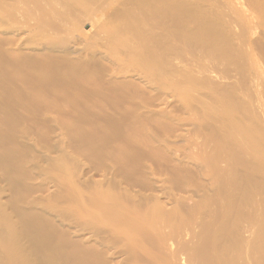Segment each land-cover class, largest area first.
I'll return each instance as SVG.
<instances>
[{"label":"rangeland","instance_id":"obj_1","mask_svg":"<svg viewBox=\"0 0 264 264\" xmlns=\"http://www.w3.org/2000/svg\"><path fill=\"white\" fill-rule=\"evenodd\" d=\"M145 1L0 0V138L9 146L0 144L15 153L8 156L13 161L0 155L13 164L4 166L0 160V204L12 220L23 208L38 211L54 225L64 257L49 264H93L95 257H100L99 264H126L135 251L137 258L130 264H199L195 261L201 256L202 263L211 260L208 249L219 234L221 242L232 233L245 246L246 263H254L249 239L264 227V156L259 158L264 154V0ZM203 34H214L213 39ZM230 104L242 112L237 107L232 111ZM57 161H65L68 170ZM253 173L258 176L249 178ZM244 187L247 194L238 190ZM97 200L119 212L124 205L121 213L129 212L135 222L150 218L153 226L139 231V238L138 229L131 234L132 227L101 216ZM196 234L204 241L199 237L194 242ZM153 235L160 237L156 241ZM148 236L156 243H147ZM243 236L250 238L241 240ZM185 241L197 245L192 248ZM26 242L21 237V245ZM182 243L188 245L187 252ZM195 245L200 247L195 253L199 260L189 253ZM149 246L162 256H153ZM247 246L253 249L250 257L244 254L249 253ZM175 249L183 252L178 256ZM207 260L212 264L215 259Z\"/></svg>","mask_w":264,"mask_h":264},{"label":"bare ground","instance_id":"obj_2","mask_svg":"<svg viewBox=\"0 0 264 264\" xmlns=\"http://www.w3.org/2000/svg\"><path fill=\"white\" fill-rule=\"evenodd\" d=\"M81 1V0H80ZM145 1V0H144ZM161 1V0H160ZM163 1V0H162ZM161 1V2H162ZM260 1H263V0H260ZM113 2V1H112ZM146 2V1H145ZM148 2H150V1H148ZM259 2V1H258ZM100 3H101V1H100ZM99 3V4H100ZM164 3V2H163ZM261 3V2H260ZM263 3H264V1H263ZM259 4V3H258ZM142 5V4H141ZM145 5V4H144ZM143 5V6H144ZM264 5V4H263ZM263 5H261L260 7L262 8V6ZM118 6V5H117ZM147 6V5H146ZM165 6H166V3H165ZM145 7V6H144ZM117 8V7H116ZM169 7H167V9H168ZM256 8H258V7H256ZM260 8V9H261ZM160 9H161V6H160ZM166 9V8H165ZM164 9V10H165ZM163 10V11H164ZM113 11V10H112ZM201 11H203V9L201 10ZM121 11H119V13H120ZM172 12V10L170 11V13ZM114 13V12H113ZM115 13H116V11H115ZM123 13V12H122ZM129 12H127V14H128ZM197 13V12H196ZM114 15H117V14H114ZM119 15V14H118ZM123 15V14H122ZM205 15V14H204ZM204 15H202V16H204ZM124 16H125V14H124ZM116 17H118V16H116ZM125 17H127V16H125ZM201 17V16H200ZM114 18V17H113ZM119 18V17H118ZM124 18V17H123ZM128 18H129V16H128ZM126 19V20H129V19ZM122 19V18H121ZM125 19V18H124ZM134 19V18H133ZM113 20H115V19H113ZM117 20V19H116ZM119 20V19H118ZM202 20V19H201ZM120 21H122V20H120ZM124 21V20H123ZM122 21V22H123ZM200 21V20H199ZM113 22V21H112ZM117 22V21H116ZM124 23V22H123ZM127 23H128V21H127ZM199 23V24H198ZM197 24L198 25H200L199 27L201 28V24H200V22H198ZM204 24V23H203ZM202 24V25H203ZM115 25H116V23H115ZM130 25H131V23H130ZM198 25H197V27L196 28H198ZM216 26H217V24H215ZM114 26V25H113ZM120 26H121V24H120ZM128 26H129V24H128ZM132 26V25H131ZM204 26V25H203ZM208 26V25H207ZM207 26H206V28H207ZM209 26H211L210 25V23H209ZM115 27V26H114ZM133 27H134V25H133ZM131 28V27H130ZM211 28H212V26H211ZM214 28V27H213ZM121 29V28H120ZM203 29H204V27H203ZM202 29V30H203ZM217 29V28H216ZM128 30V29H127ZM199 30V29H198ZM209 31L211 30L212 31V29H208ZM215 30V29H214ZM214 30H213V32H214ZM196 31V30H195ZM206 31V29L204 30V32ZM208 31V32H209ZM202 31L200 30V33H201ZM208 32H206V33H208ZM212 32V33H213ZM199 33V34H200ZM215 33V32H214ZM192 34H193V32H192ZM198 34V35H199ZM202 34V33H201ZM201 34H200V36H201ZM217 34V33H216ZM215 34V35H216ZM182 35V34H181ZM189 35V34H188ZM195 35V34H194ZM204 36H208L209 37V35L208 34H203ZM212 35V36H211ZM210 35V38L212 37V39H213V35L214 34H211ZM218 35H219V33H218ZM186 36H187V34H186ZM191 36V35H190ZM196 36H197V34H196ZM219 37V36H218ZM186 38V37H185ZM188 38H191V37H188ZM203 37H199V39L200 40H203L202 39ZM209 38V39H210ZM214 38H215V36H214ZM187 39V38H186ZM193 39V38H192ZM194 39H195V37H194ZM208 38H206V41L207 42H209V40H207ZM212 39H210V40H212ZM215 39H217V38H215ZM196 40V39H195ZM213 41V40H212ZM216 41V40H215ZM218 41H220V39L218 40ZM217 41V42H218ZM205 42V41H204ZM217 42L216 43H214V45L215 44H217ZM221 42V41H220ZM223 42H224V40H223ZM222 42V44H224ZM226 43V42H225ZM218 44H220L219 42H218ZM220 46V45H219ZM221 47V46H220ZM222 47H224V45L222 46ZM218 49V48H217ZM154 53H155V51H153ZM152 53V52H151ZM154 53H152L153 54V56L152 57H154L155 56V54ZM157 53V52H156ZM141 56V55H140ZM157 57V56H156ZM155 58V57H154ZM142 59H143V57H142ZM153 59V58H152ZM157 59V58H156ZM141 61V60H140ZM154 61V60H153ZM158 61V60H157ZM151 62V61H150ZM154 63H155V61H154ZM158 64H160V63H158ZM149 65H150V63H149ZM155 65H157V64H155ZM155 65H154V67H155ZM151 67V66H150ZM49 71H51V70H49ZM53 71V70H52ZM51 71V72H52ZM60 72V71H59ZM52 73H54L55 74V72H52ZM52 73H50L51 75H52ZM58 73V72H57ZM60 73H61V75H60ZM60 73H58L59 74V76H62V72H60ZM65 74V73H64ZM37 75V74H36ZM51 75H49V76H51ZM66 75H67V77H68V74L66 73ZM43 77L42 78H44V75H42ZM46 76H47V74H46ZM39 77H40V75H39ZM66 77V78H67ZM28 78V77H27ZM30 78V77H29ZM61 78V77H60ZM62 78H64V77H62ZM69 78V77H68ZM32 79V78H31ZM61 91H63V90H60L59 92H61ZM40 92V91H39ZM238 96V95H237ZM241 96V95H240ZM36 97V96H35ZM236 98V97H235ZM241 98H243V97H241ZM235 100H239V99H235ZM241 100V99H240ZM232 101V100H231ZM241 101H243V100H241ZM228 102V101H227ZM236 102H238V101H236ZM244 102V101H243ZM245 103V102H244ZM243 103V104H244ZM227 104V103H226ZM240 104H242V102H240ZM231 105V104H230ZM233 105V104H232ZM231 105V106H232ZM238 105V104H237ZM239 106V105H238ZM238 106H232L231 108H234V107H237L236 109L238 110H240V106L238 107ZM242 108H244V107H242ZM241 108V109H242ZM235 110V108L232 110V111H234ZM232 111H230L231 113H234V112H232ZM241 111V110H240ZM225 112H226V110H225ZM228 112H229V109H228ZM229 112V113H230ZM238 112V111H237ZM237 112H235L236 114H237ZM242 112V111H241ZM240 112V113H241ZM234 113V114H235ZM239 113V114H240ZM244 113H245V110H244ZM251 113H252V110H251ZM228 113H226L225 115H227ZM238 114V115H239ZM243 114V113H242ZM224 115V116H225ZM241 115V114H240ZM246 115V114H245ZM9 115H7L6 117H8ZM227 116H229V114L227 115ZM227 116H225V117H227ZM231 116H232V114H231ZM234 116V115H233ZM242 116V119H243V115H241ZM230 117V116H229ZM247 117V116H246ZM223 119H224V117H222ZM232 118V117H231ZM240 118V117H239ZM245 119H243V121H244ZM251 120H252V118H251ZM254 120V119H253ZM252 120V121H253ZM247 121H249V119L247 120ZM228 122V121H227ZM246 122V121H245ZM253 122H256V120L255 121H253ZM232 123V122H231ZM230 123V124H231ZM247 123V122H246ZM248 123H251L250 121L248 122ZM220 124H221V122H220ZM226 124V123H225ZM229 124V125H230ZM233 125H234V127L236 128V130L238 129V131L239 132H242V128H240V127H238L237 125H236V122L234 123H232ZM231 124V125H232ZM229 125H228V127H229ZM246 124L244 123V126H245ZM252 125H256V124H252ZM226 126V125H225ZM250 126V125H249ZM257 126V125H256ZM260 126V125H259ZM228 127H226V128H228ZM233 127V126H232ZM253 128H254V130L255 131H258L256 128H255V126H252ZM251 127V128H252ZM235 128H233V129H235ZM250 128V129H251ZM223 129V128H222ZM230 129V128H229ZM246 129H248V127L246 128ZM259 129H261V128H259ZM226 130H228V129H226ZM230 130H232V129H230ZM235 130V131H236ZM251 131H253V130H251ZM229 133V132H228ZM255 133V132H254ZM232 134V133H231ZM234 134V133H233ZM238 134H240V133H238L237 132V135ZM258 134V133H257ZM256 134V135H257ZM260 134V133H259ZM247 135V134H246ZM261 135V134H260ZM264 135V134H263ZM262 135V136H263ZM234 136V135H233ZM239 136H241V135H239ZM259 136V135H258ZM261 136V137H262ZM245 137V136H244ZM259 138L258 140H260V139H262V138ZM2 138V137H1ZM0 138V141H1V143L3 144L4 142V140L2 141V139ZM238 138H242L243 140H244V138L243 137H238ZM237 138V139H238ZM249 138V137H248ZM264 138V137H263ZM236 139V138H235ZM241 140V139H240ZM255 139H253V141H254ZM242 141V140H241ZM250 141V140H249ZM248 141V142H249ZM256 141V140H255ZM263 141V140H262ZM234 142H237V141H234ZM233 142V143H234ZM237 143H241L239 140H238V142ZM245 143V142H244ZM258 143V142H257ZM241 144H243V143H241ZM245 144H247V143H245ZM250 144V143H249ZM7 145V143L5 144L4 143V146H6ZM238 145V144H237ZM255 145V144H254ZM257 145V144H256ZM261 145V144H260ZM259 145V146H260ZM263 145V144H262ZM3 146V147H4ZM9 145H7V147H8ZM235 147H236V145H234ZM239 146V145H238ZM259 146H257V148H259ZM3 147H1V144H0V155L1 154H3L4 155V157H5V155H6V159H8L9 160V158H8V156L10 155L9 153H11V156H13L14 157V155H15V153H14V155H12L13 153V151H11L10 149H12L11 147H10V149H4ZM233 147V146H232ZM244 147H246V146H244ZM247 147H250V146H247ZM263 147V146H262ZM2 148V149H1ZM237 148V147H236ZM251 148V147H250ZM23 149V148H22ZM26 149H28V148H26ZM235 149V148H234ZM238 149V148H237ZM240 149V148H239ZM246 149V148H245ZM262 149H264V148H262ZM9 150H10V152H9ZM24 150V149H23ZM30 150H32V149H30ZM30 150H28V152H30ZM233 150V149H232ZM231 150V151H232ZM236 150V149H235ZM235 150H234V152H235ZM240 150H242V149H240ZM249 150V149H248ZM243 151V150H242ZM242 151H241V153H242ZM253 151H254V149H253ZM256 151V150H255ZM258 151H259V149H258ZM233 152V151H232ZM237 152V151H236ZM235 152V153H236ZM244 152H245V150H244ZM243 152V153H244ZM248 152V151H247ZM249 152H252V149H251V151L249 150ZM238 153V152H237ZM246 153V152H245ZM256 153H257V151H256ZM263 153V152H262ZM247 154L248 153H246V155L244 154V157H246L247 156ZM253 154V153H252ZM259 154H261L260 152H259ZM234 155V154H233ZM240 155V154H239ZM256 155V154H255ZM255 155H253V156H255ZM10 156V157H11ZM237 156H238V154H237ZM237 156H234L235 158L237 157ZM242 156H243V154H242ZM252 155H251V157L250 158H252L253 157ZM262 156H264V154H261L260 156H259V158L260 157H262ZM3 156H1L0 157V160H1V158L3 159L4 158ZM233 157V156H232ZM231 157V158H232ZM238 158V157H237ZM242 158V157H241ZM248 158H249V155H248ZM256 158H257V156H256ZM6 159H3V160H5V161H3L4 162V166L6 165L5 163H7L6 162ZM35 159V158H34ZM7 160V161H8ZM13 161L14 160V158L12 159H10L9 161ZM59 160H63V159H59ZM233 160V159H232ZM235 160V159H234ZM238 160V162H239V158L237 159ZM237 160L236 161H234V163L235 162H237ZM247 160V159H246ZM1 161V163H3ZM9 161H8V163L7 164H10V166H12L13 164L12 163H9ZM26 161V160H25ZM231 161V160H230ZM247 161H249V159L247 160ZM246 161V162H247ZM251 161V160H250ZM250 161H249V164H250ZM252 161L254 162L255 160H253L252 159ZM252 161H251V163H252ZM62 161H57V163H61ZM257 162H258V164H260L259 163V161L257 160ZM257 162H255V163H257ZM20 162H17V164H14L15 166L16 165H18ZM24 163H26L27 164V162H24ZM67 164L65 161L63 162V164ZM241 163V162H240ZM248 163V162H247ZM246 163V164H247ZM62 164V163H61ZM60 164V166H62ZM237 164V163H236ZM235 164V165H236ZM257 164V165H258ZM264 164V163H263ZM20 165V164H19ZM19 165L17 166V167H19ZM23 165H25V164H23ZM237 165H239V164H237ZM248 165V164H247ZM2 166H3V164H2ZM8 166V165H7ZM9 166V167H10ZM14 166V168H16ZM67 166V165H66ZM231 166V165H230ZM262 166V165H261ZM13 167V166H12ZM21 167V166H20ZM58 167H59V165H58ZM63 167V169L65 168V165H63L62 166ZM61 167V168H62ZM6 168V167H5ZM67 168H69V167H67ZM67 168H65V170H68ZM7 170H8V168H6ZM22 169V168H21ZM60 169V168H59ZM233 169V168H232ZM5 170V169H4ZM16 170V169H15ZM29 170V169H28ZM260 170H262V168H260L258 171H260ZM263 170H264V167H263ZM19 171V170H18ZM17 171V172H18ZM22 171V170H21ZM20 171V172H21ZM60 171H63L62 169H60ZM69 171H70V169H69ZM230 171V170H229ZM16 172V171H15ZM15 172H12L13 174H15ZM17 172H16V175H17ZM26 172V171H25ZM30 172V170L28 171V172H26L27 174ZM263 172V171H262ZM62 173V175H63V173H65V172H61ZM70 173V172H69ZM238 173V172H237ZM250 173H252V172H250L249 171V174ZM258 173V172H257ZM13 174H11V175H13ZM23 173L21 172V175H22ZM67 174V173H66ZM66 174L64 175V176H66ZM241 174H243V173H241ZM241 174H239V175H241ZM249 174H247V175H249ZM19 175V174H18ZM29 175V174H28ZM61 175V176H62ZM68 175V174H67ZM235 175V174H234ZM244 175V174H243ZM253 175V176H252ZM262 175V174H261ZM260 175V176H261ZM14 176V175H13ZM20 176V175H19ZM31 176V175H30ZM70 177H71V175H69ZM231 176V175H230ZM229 176V177H230ZM236 176V175H235ZM238 176V175H237ZM245 176V177H244ZM244 176H242V177H244V178H246V175H244ZM251 176H252V178L253 177H255V176H258L257 174L254 176V173L253 174H251L250 175V177L249 178H251ZM16 177V176H15ZM27 177H29V176H27ZM68 177V176H67ZM14 178V177H13ZM19 178V177H18ZM30 178H34L33 176L32 177H30ZM64 178V177H63ZM233 178V177H232ZM235 178V177H234ZM237 178V177H236ZM239 178V177H238ZM261 178H263L262 176H261ZM70 179V178H69ZM243 179V178H242ZM246 179H248V178H246ZM260 179V178H259ZM226 180V179H225ZM233 180V179H232ZM252 180V179H251ZM255 180V179H254ZM64 181H65V179H64ZM67 181V180H66ZM69 181V180H68ZM230 181V180H229ZM253 181V180H252ZM259 182L258 180H255L254 182ZM234 182V181H233ZM238 182V181H237ZM244 182V181H243ZM250 182V181H249ZM256 182V183H257ZM264 181H262V182H260L261 184L263 183ZM226 183V182H225ZM240 183V182H239ZM245 183V182H244ZM253 183V182H252ZM241 184H243V183H241ZM248 184V183H247ZM255 184V183H254ZM244 185V184H243ZM250 185V184H249ZM248 185V186H249ZM259 185V184H258ZM237 186V185H236ZM239 186H241V185H239ZM251 186H252V184H251ZM257 186V185H256ZM260 186V185H259ZM69 187V186H68ZM250 187V186H249ZM253 187H255V186H253ZM244 188H246V187H244ZM243 188V189H244ZM257 188V187H256ZM262 187H260V189H261ZM242 189V191H241V189H238L240 192H242L243 193V191H246L247 190V188L246 189H244L243 190ZM248 189H250V188H248ZM253 189H255V188H253ZM258 190H259V187H258ZM72 191H73V189H72ZM77 191V190H76ZM249 191H251V189L249 190ZM255 191V190H254ZM263 191H264V187H263V190H262V194H263ZM240 192H239V194H240ZM80 193V192H79ZM205 193V192H204ZM213 193H214V191H213ZM212 193V194H213ZM238 193V192H237ZM242 193H241V195H242ZM245 194H247V191L246 192H244ZM249 193V192H248ZM259 193V192H258ZM257 192H256V194H258ZM208 194V193H207ZM215 194V193H214ZM219 194V193H218ZM261 194V193H260ZM260 194L258 195V196H260ZM76 195V194H75ZM81 195V197H82V194H80ZM216 195H217V193H216ZM250 195H252V193H250ZM253 195H254V193H253ZM210 196H211V193H210ZM243 196V195H242ZM247 196V195H246ZM77 197V196H76ZM115 197V196H114ZM205 197H206V195H205ZM207 197H208V195H207ZM214 197V196H213ZM238 197H239V195H238ZM244 197H245V195H244ZM255 197V196H254ZM78 198V197H77ZM119 198V197H118ZM246 198V197H245ZM249 197H247V199H248ZM257 198V197H256ZM261 198V197H260ZM111 199V198H110ZM119 199H121V198H119ZM118 199V200H119ZM207 199V198H206ZM205 199V200H206ZM215 199V198H214ZM214 199H212V200H214ZM240 199V198H239ZM239 199H238V201H239ZM253 199V198H252ZM76 200H78V199H76ZM81 200V199H80ZM204 200V199H203ZM212 200L210 201V202H212ZM241 200V199H240ZM255 200V199H254ZM260 200V199H259ZM109 201V200H108ZM80 202V201H79ZM115 202V201H114ZM205 202V201H204ZM203 202V204H204V206H205V204H207V203H204ZM246 202V201H245ZM252 202V201H251ZM78 203V202H77ZM77 203H75L76 205H78ZM118 203V202H117ZM213 203V202H212ZM253 203V202H252ZM19 204H21V203H19ZM18 204V205H19ZM96 204L98 205H95V206H97L96 208H98V209H100L101 210V212L100 211H98V213L100 212V214H101V216H103V217H106L107 219H109L110 221H112V222H116V223H120V224H123V225H126L125 227H127V225H128V227H132L133 228V231H131L130 229H132V228H130V229H128V230H130L131 232H129V233H131L132 234V232H136V230L138 229V235H139V238H140V232L139 231H147V229H149V228H151V227H149L148 225H151L150 223H153V222H151L150 221V218H149V222L147 221V220H144V221H142V220H139L138 221V219H137V222H135V221H133V219H132V217H131V215L129 214V212L126 214H123V213H121L122 212V207L124 206V205H122V207H120L119 209L121 210V212H119V210L118 209H115V208H108V207H105L104 206V204H102V202H101V204H100V201L99 200H97L96 201ZM116 204V203H115ZM120 203H118V205H119ZM201 204V203H200ZM209 204V203H208ZM241 204H243L242 203V201H241ZM80 205V204H79ZM82 205V204H81ZM106 205V204H105ZM259 205V204H258ZM25 206V205H24ZM95 206H94V208H95ZM109 207H110V205H108ZM198 206V205H197ZM200 206H202V204L200 205ZM209 206V205H208ZM230 206V205H229ZM256 206V205H255ZM260 206V205H259ZM15 207H18V206H15ZM22 207V206H21ZM21 207H19V208H21ZM82 207V206H81ZM111 207H114V205L112 206L111 205ZM119 207V206H118ZM257 207V206H256ZM14 208V207H13ZM18 208V209H19ZM31 208V207H30ZM15 209V208H14ZM78 209H79V206H78ZM83 209V208H82ZM125 209V208H124ZM129 209H131V208H129ZM128 209V210H129ZM204 209V207H202V209L201 208H199V210H203ZM233 209H235V206L233 207ZM262 209H263V207H262ZM6 210H7V207H6V209H5V205L3 204H0V264H34L32 261H31V259L32 258H34V259H36V260H38L39 262H40V264H49V263H52V261L53 260H55L57 257H59V259H60V254H64V250L61 248V246H62V244H60V242H59V240L57 239V237H56V234L55 233H53L54 231H52V229H51V227H53L54 228V225H52L51 224V222H47V221H44V220H42V218L40 217V215H38V214H36L38 211V209L36 210L37 212L35 213V212H33L34 210H26V209H23V208H21V209H19V211H17L16 210V213H17V215L15 216L16 217V220H12V219H14V218H10V213H9V215H8V211L6 212ZM80 210V209H79ZM91 210V209H90ZM126 210V209H125ZM124 210V211H125ZM204 210H206V209H204ZM253 210H255V209H253ZM258 210H259V208H258ZM130 211V210H129ZM208 211L209 210H207V211H205V212H207L208 213ZM258 214L260 213V212H258V211H256ZM263 213H264V210L262 211ZM119 213V214H118ZM130 213H132V212H130ZM156 213V212H155ZM154 213V214H155ZM178 213V212H177ZM180 213V212H179ZM183 213V212H182ZM177 215V214H176ZM179 215V214H178ZM181 215V214H180ZM264 215V214H263ZM207 216H209V214L207 215ZM211 216V215H210ZM254 216V215H253ZM12 217V216H11ZM208 218V217H207ZM210 218V217H209ZM136 219V218H135ZM210 219H212V216H211V218ZM98 220H100V219H98ZM205 221H207V219L205 220ZM209 221V220H208ZM210 223V222H209ZM214 223V222H213ZM224 223V222H223ZM256 224H257V222H255ZM262 223H263V220H262ZM113 224V223H112ZM261 224V223H260ZM119 225V224H118ZM212 225V224H211ZM262 225V224H261ZM260 225V226H261ZM148 226V227H147ZM151 226H153V225H151ZM209 226V225H208ZM40 227H47V229L45 230V231H42L41 230V228ZM120 226H118V228H119ZM125 227L123 226H121L120 228H124L125 229ZM221 227H224V225L222 224L221 225ZM117 228V229H118ZM157 228V227H156ZM204 228V227H203ZM202 228V229H203ZM209 228H212V227H210L209 226ZM218 228V227H217ZM225 229H227V227H224ZM223 228V230H225ZM228 228H231V227H228ZM236 228V227H235ZM240 228V227H239ZM238 228V229H239ZM253 228V227H252ZM264 227H262V230L260 229V231L258 230V232L257 233H255L254 232V235H253V237L252 238H250L249 236H250V233H249V231L251 232V233H253L252 231L253 230H255L254 228H253V230H249V231H247L248 233H245V234H248L249 236V240H251L250 242H251V244H253V245H251V247L252 248H254V250H255V252H256V254H255V252H253L254 253V256L255 257H253V259L251 260V262L252 261H254V263L252 262L251 264H264V229H263ZM127 229H125V230H127ZM155 229V228H154ZM154 229H152V232H150L149 234H148V232H149V230H148V232H147V235H149L150 236V234L151 233H153V230ZM159 229V228H158ZM158 229H156V230H158ZM206 229H207V227H206ZM213 230H214V227L212 228ZM219 229H221V228H219ZM233 229V232L234 231H237V229L235 230L234 228H232ZM249 229V228H248ZM109 230V229H108ZM115 230V229H114ZM127 230V231H128ZM151 230V229H150ZM162 231H163V229H161ZM160 230V231H161ZM165 230V229H164ZM199 230V229H198ZM198 230H197V234H198ZM210 230V229H209ZM231 230V229H230ZM239 230H241V229H239ZM246 230V229H245ZM113 231V230H112ZM119 231V230H118ZM118 231H117V233H118ZM127 231H126V235L124 234V232L125 231H123V233L122 234H124L123 236H127ZM158 232V233H160L161 234V232ZM205 231V230H204ZM215 231H216V228H215ZM221 231H222V229H221ZM226 231V230H225ZM225 231H223V232H225ZM228 232H229V230H227ZM111 232V231H110ZM155 232V231H154ZM157 232V231H156ZM156 232H155V234H156ZM200 232H202L201 230L199 231V233ZM209 232H211V231H209ZM217 232H219V231H217ZM216 232V233H217ZM241 232V231H240ZM112 233V232H111ZM146 233V232H145ZM164 233H165V231L163 232V235H164ZM203 233V232H202ZM226 234H227V232H225ZM224 233V234H225ZM235 233H237V232H235ZM120 234V233H119ZM131 234H128V235H131ZM154 234V235H155ZM167 234V233H166ZM196 234V235H197ZM201 234V233H200ZM197 235L196 236V240H194V242L196 241L197 242V240L199 239V237L201 236V235ZM207 234H209V233H207ZM211 234H214V231L213 232H211ZM223 234V235H224ZM230 234V233H229ZM244 234V235H245ZM121 235V234H120ZM135 235V237L134 238H136V241H137V237H138V235L136 236V234H134ZM134 235H132V237L134 236ZM142 235H144L143 233H142ZM147 235H146V238H147ZM153 235V236H154ZM231 235V234H230ZM239 235V234H238ZM238 235H236V234H233L232 233V236H228V240H226V241H219L220 239H221V235L219 234V236H217L215 239H214V242H213V245H212V247H210L211 249H208V250H210V251H208V252H210L209 254H211L212 255V257H211V260H214V262H211L212 264H217V262L218 263H220V264H240V259H242L241 257L243 256L242 255V248H244L245 246L244 245H241V246H244V247H242L241 248V246H240V244H242V243H240V238H239V236ZM23 236H26V240H27V242L22 246L21 245V237H23ZM148 236V237H149ZM161 236H162V234H161ZM165 236V235H164ZM167 236L168 235H166V239H167ZM212 236H214V235H212ZM227 236V235H226ZM245 236H247V235H245ZM245 236H243V238H241V240L242 239H244V237ZM116 237H118V235L116 236ZM120 237V236H119ZM145 237V236H144ZM143 236H142V238H144ZM158 237H160V235H158ZM157 237V238H158ZM193 237H195V236H192V238ZM240 237H242V236H240ZM248 237H247V239L245 238L244 240H248ZM125 238H127V237H125ZM131 238V237H130ZM129 237L127 238V239H130ZM133 238V240L135 241V239ZM145 238V239H146ZM153 238V237H152ZM156 238V239H157ZM191 238V239H192ZM201 239H202V237H200ZM121 238H119V240H120ZM132 239V238H131ZM151 239V237H149V239H147V243H148V240H150ZM154 239H155V236H154ZM153 239V240H154ZM155 239V240H156ZM160 239V238H159ZM165 239V238H164ZM163 239V240H164ZM189 239V238H188ZM195 239V238H194ZM204 239H206V237L204 238ZM126 240V239H125ZM133 240H131V241H133ZM141 240H143V239H141ZM152 240V241H153ZM155 240L153 241V242H155ZM161 241H162V239H160ZM203 240V239H202ZM206 240H208L209 241V238L208 239H206ZM243 240V241H244ZM129 241L130 240H126V242H128L129 243ZM138 241H139V243H141L140 242V240L138 239ZM137 241V242H138ZM151 241V240H150ZM151 241V242H152ZM157 241V240H156ZM166 241H168V240H166ZM166 241H164V244H165V242ZM188 241V240H187ZM204 241V240H203ZM202 241V242H203ZM213 240H210L209 241V243L210 242H212ZM122 242H124V241H122ZM99 243V242H98ZM131 243H133L134 244V242H131ZM147 243H145L146 245H147ZM156 243V242H155ZM190 243V242H189ZM198 243V242H197ZM249 243V242H248ZM124 244V243H123ZM138 244V243H137ZM136 244V247L138 246ZM160 244V243H159ZM161 244L163 245V242H161ZM184 244H188V242L186 243V241L184 242ZM194 244H196V243H194ZM193 244V242H192V245H194ZM200 244H202V243H200ZM199 244V245H200ZM205 244H206V242H205ZM246 244V243H245ZM250 244V243H249ZM96 245V244H95ZM100 245V244H99ZM121 245V244H120ZM128 245V244H127ZM132 245V244H131ZM142 244H140L139 245V247H137V248H139V249H142L140 246H141ZM152 245V244H151ZM161 245V246H162ZM167 245H169V244H167ZM189 246L191 245V244H188ZM188 245H183V243H182V245H180V246H184V248H185V251L187 252L189 249H188ZM192 245H191V247H192ZM197 245V244H196ZM196 245H195V247H196ZM199 245L196 247V249L194 248V250L195 251H193V247L192 248H190V254H191V252H193V255L194 256H196L197 258H195V259H197V260H199L200 258H198V254H199V250H198V247H199ZM208 245V243L206 244V249H205V247H204V249L205 250H207V247L209 248V246H207ZM210 245V244H209ZM94 246V245H93ZM122 246V245H121ZM145 246V245H144ZM155 245L153 244V247H154ZM187 248H186V247ZM201 246H203V244L202 245H200V247ZM98 247V245L96 246V248ZM150 247V246H149ZM148 247V248H149ZM153 247L151 248L150 247V249H148V250H150L149 252H153V256L155 255V253H161V252H156L155 250H153ZM156 247V246H155ZM163 247H165V245L163 246ZM179 247V246H178ZM199 247V248H200ZM248 247V246H247ZM100 247H98V249H99ZM123 248V247H122ZM126 248V247H125ZM129 248H131L130 247V245H129ZM128 248V249H129ZM133 248V247H132ZM131 248V249H132ZM143 248H145V247H143ZM156 248H158V245H157V247ZM160 248V247H159ZM166 248V247H165ZM184 248L183 247H181V249H183V251H184ZM202 248V247H201ZM252 248H250L249 249V247L248 248H246V249H249V253L251 252V249ZM95 251L97 250L98 251V249H95V248H93ZM139 249H137V250H139ZM147 248H145V250H146ZM161 249H162V247H161ZM164 249V248H163ZM177 249V248H176ZM176 249H175V252L177 253V252H179V250L178 251H176ZM188 249V250H187ZM203 249V248H202ZM202 249H200V251L202 252ZM203 249V251H205ZM134 250H136L135 248H134ZM148 250H146L147 252H148ZM158 250V249H157ZM165 250V249H164ZM166 250H167V248H166ZM170 250V249H169ZM196 250H197V252H196ZM244 250H245V248H244ZM130 251V250H129ZM142 251H144V249L142 250ZM168 251V250H167ZM172 251V250H171ZM180 251H182V250H180ZM182 251V252H183ZM252 251H253V249H252ZM38 252H41V256H39L38 255ZM99 253H100V250L98 251ZM136 252V251H135ZM135 252L133 253V256H134V259H135V257H136V255H137V253L135 254ZM140 252V251H139ZM147 252L146 253H141L142 255H144V254H146L145 256H147ZM148 252V253H149ZM186 252H184V253H186ZM244 252H246V251H244ZM94 252L92 251V254H93ZM98 253V254H99ZM162 253H164V252H162ZM172 253V255H173V253H174V251H172L171 252ZM195 253H198L197 255H195ZM205 253V252H204ZM203 253V254H204ZM249 253H244V254H248L249 256L248 257H250V255H251V253L249 254ZM95 254H96V252H95ZM124 254H125V252H124ZM128 254V253H127ZM135 254V255H134ZM141 254H139L138 253V255H140L141 256ZM158 254H156V256L158 255ZM167 254V253H166ZM178 254V256L180 255L179 253H177ZM208 254V253H207ZM206 253L204 254V256L205 255H207ZM60 255V256H59ZM168 255V254H167ZM176 255V254H175ZM201 255H202V253H201ZM95 257L96 255H92V257ZM98 256V255H97ZM127 256V255H126ZM129 256V255H128ZM131 256V255H130ZM133 256H132V258H133ZM140 256H139V258H140ZM159 256H162V254L160 255L159 254ZM164 256V255H163ZM62 257H64L63 255L61 256V259H62ZM99 257V256H98ZM149 257V255L146 257V258H148ZM152 257V256H151ZM158 257V256H157ZM156 257V258H157ZM165 257V256H164ZM164 257L162 258V259H164ZM169 257H171V256H169ZM174 257V256H173ZM205 257H207L208 258V255L207 256H205ZM243 257H245L244 258V262H241V264H247L246 263V261H245V259H246V256H243ZM96 259H98L97 257H95ZM129 258V257H128ZM131 258V257H130ZM137 258V257H136ZM144 258V257H143ZM154 258V257H153ZM155 258V259H156ZM159 258V257H158ZM174 258H176V257H174ZM191 258H193L194 259V257H191ZM201 260H200V262L199 261H195L196 263L198 262L199 264L201 263V264H205L206 263V260H205V258H204V261L205 262H203L202 263V260H203V257L201 256ZM214 258V259H213ZM251 258H252V256H251ZM94 259V258H93ZM96 259H94L93 260V264H99V262H97V261H100V257H99V260H97L96 261ZM134 259H133V261L132 262H134ZM162 259H160V260H162ZM165 259H166V257H165ZM171 259V258H170ZM128 260V259H127ZM145 260V259H144ZM150 260V259H149ZM156 260H158V259H156ZM159 260V261H160ZM167 260H168V258H167ZM172 260V259H171ZM170 260V261H171ZM174 260V259H173ZM172 260V261H173ZM211 260H207V262L209 261H211ZM130 261V260H129ZM130 261V262H131ZM138 261V260H137ZM148 261V260H147ZM164 261V260H163ZM166 261V260H165ZM164 261V262H165ZM169 261V260H168ZM95 262V263H94ZM130 262H128L129 264H130ZM136 262V261H135ZM143 263H144V261H142ZM151 262H153L152 260H151ZM158 262V261H157ZM247 262H250V258L248 259V261ZM100 263H101V261H100ZM128 263H126V264H128ZM141 263V262H140ZM140 263H138V264H140ZM145 263H146V261H145ZM155 263V262H154ZM163 263V262H162ZM161 263V264H162ZM171 263V262H170ZM123 264V263H122ZM125 264V263H124ZM134 264V263H133ZM148 264V263H147ZM150 264V263H149ZM159 264V263H158ZM165 264H166V262H165ZM207 264V263H206ZM249 264V263H248Z\"/></svg>","mask_w":264,"mask_h":264}]
</instances>
